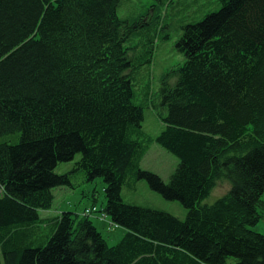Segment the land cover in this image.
<instances>
[{
  "label": "trees",
  "instance_id": "1",
  "mask_svg": "<svg viewBox=\"0 0 264 264\" xmlns=\"http://www.w3.org/2000/svg\"><path fill=\"white\" fill-rule=\"evenodd\" d=\"M197 2L179 4L195 13ZM213 3L179 24L184 59L162 77L163 128L151 135L135 86L175 13L156 5L130 20L118 0H0V264H264L252 228L264 210V0L202 4ZM153 142L178 159L167 182L140 167ZM73 177L102 179L98 218L125 229L115 245L89 219L94 206L40 215ZM138 180L185 218L125 202Z\"/></svg>",
  "mask_w": 264,
  "mask_h": 264
},
{
  "label": "rangeland",
  "instance_id": "2",
  "mask_svg": "<svg viewBox=\"0 0 264 264\" xmlns=\"http://www.w3.org/2000/svg\"><path fill=\"white\" fill-rule=\"evenodd\" d=\"M180 1L186 0H174L175 3L169 6L159 4L158 0H118V15L121 18L133 20L145 12L151 14L156 5L162 8L163 12L166 10V12L175 13L169 29L170 37L156 43L152 63L144 67L141 71L142 73L139 75L138 84L135 86L137 88L138 100L146 106L142 126L151 135L158 134L163 128L160 115L165 114V110L160 104L158 105V90L162 77L167 71L176 67L184 59L183 55L175 48L176 38L181 32L179 24L183 21L198 20L206 12L212 9L214 10V8L217 9L219 6L215 3L211 5L202 4L205 0H199L197 2L199 4L198 9L195 13H191L190 11L196 4L193 7H188L179 4ZM147 83L149 84L148 90L146 87ZM146 91L148 98H145ZM79 158L80 153H77L73 160L59 162L54 171L60 174L70 170L74 162ZM177 163L178 159L176 156L162 148L156 142H153L142 158L140 167L158 174L167 182ZM73 183L75 185L74 188L69 186L54 187L52 189L54 195L52 206L48 211L40 210V215L44 217L55 215L62 211H72L77 213L78 217H81L85 208H92L94 206L96 212H92L89 215V219L96 225L97 229L107 241V244L109 246L115 245L124 235L125 229L116 225L109 226V218H106L105 221H101L98 218L105 204L104 183L102 179L96 178L92 182H87L84 181V178L73 177ZM228 187V183L224 181L219 182L214 191L215 196L211 192L204 199V202H213L217 196L226 192ZM121 193L125 202L156 207L168 211L180 219H184L186 216L187 211L179 201L164 199L160 194L151 190L145 180H138L134 187L124 185ZM261 199H264V191ZM258 210L261 211L262 216L252 228L264 234V210H261V207Z\"/></svg>",
  "mask_w": 264,
  "mask_h": 264
}]
</instances>
